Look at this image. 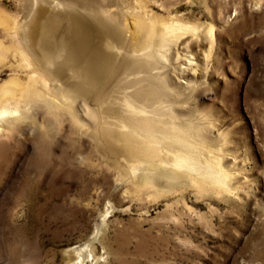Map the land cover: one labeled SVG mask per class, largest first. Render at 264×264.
Segmentation results:
<instances>
[{"label":"rangeland","instance_id":"rangeland-1","mask_svg":"<svg viewBox=\"0 0 264 264\" xmlns=\"http://www.w3.org/2000/svg\"><path fill=\"white\" fill-rule=\"evenodd\" d=\"M95 1L156 53L168 134L117 121L127 78L65 64L75 3L0 0V264H264V0ZM89 35L87 60L126 51Z\"/></svg>","mask_w":264,"mask_h":264},{"label":"bare ground","instance_id":"bare-ground-1","mask_svg":"<svg viewBox=\"0 0 264 264\" xmlns=\"http://www.w3.org/2000/svg\"><path fill=\"white\" fill-rule=\"evenodd\" d=\"M63 2V6L67 8L69 7V5L74 6L73 3H75V5H77L81 9L82 14L80 25H78L76 21L71 19V23H74L76 26H78L79 29L77 32L79 35L77 36L76 33L75 37L77 41H73L70 39L67 40V45L69 46L67 47V52L64 55L65 64H73V66H77L83 63V69L79 70L78 72L80 73V76L85 79V82L87 81L89 84H92L94 82V79L99 77L102 72H110L111 75L115 76L119 74L121 78H127L125 84L121 85L120 88L124 93L122 99L123 103L127 107L129 113H121V115L117 116V121H119V123H121L123 127H129L131 128V130H135L136 132L143 135H145V133H149L150 135H157L159 133L168 134L167 130L160 129L157 126L154 118V115H160V111L164 109L159 108L160 106H153L155 103L160 104L162 102L163 93L157 87H153L152 85L146 83L147 80L152 77V75L157 77L161 75V66L157 63L156 60H154V56L156 55V53L153 54L152 51L145 50L140 42L134 44L133 47H129V50L126 49V40L121 31L114 30L110 27L104 28L97 22V8H99L100 5L97 7L95 0H63ZM136 26L137 30L145 35L146 41L148 43L152 45V43L155 42L156 47L161 46L164 40L163 35H159V33L156 32L152 27L147 26L143 22L137 23ZM92 31H95L99 38H104L107 41L108 45L113 47L125 48L126 51L124 52V54H122V57L116 63L109 64V62L107 61L108 58L98 51L94 52L92 59L87 60L85 58L92 48L90 42L91 40L89 39V34ZM76 46H78L79 49H77ZM181 60L182 58L179 56V53L177 51L173 65L169 67L167 66L168 70L166 71V74H168L170 67L174 72L170 73V75L180 74L179 77L184 78L185 75L191 74L192 72L189 71L190 69L188 67H182L183 64H180ZM188 64L191 63L188 62ZM56 67L57 68L53 70L47 69L46 72L52 76H58L60 71L58 69L59 67ZM176 69H178L179 71L176 72ZM131 75L137 76L131 77ZM131 87L133 88L132 92L129 93L128 91H126ZM178 128L180 129V127ZM178 134H175V136L177 137ZM103 135L111 136L112 132H103ZM176 158V160H190L188 156L180 154H177ZM132 169L133 171H137V168L133 167ZM94 239H96V235L91 237L90 242H92ZM77 250L79 252L82 251L81 248H78Z\"/></svg>","mask_w":264,"mask_h":264}]
</instances>
